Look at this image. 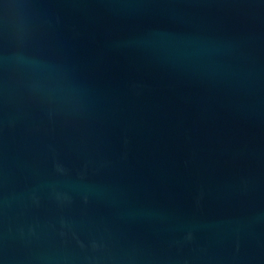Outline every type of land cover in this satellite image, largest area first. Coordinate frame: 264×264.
<instances>
[{
	"label": "water",
	"instance_id": "water-1",
	"mask_svg": "<svg viewBox=\"0 0 264 264\" xmlns=\"http://www.w3.org/2000/svg\"><path fill=\"white\" fill-rule=\"evenodd\" d=\"M0 264H264V0H0Z\"/></svg>",
	"mask_w": 264,
	"mask_h": 264
}]
</instances>
